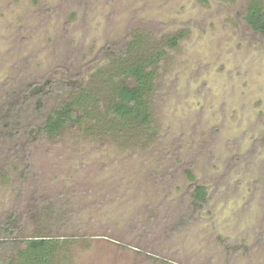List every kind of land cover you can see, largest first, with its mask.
Wrapping results in <instances>:
<instances>
[{"label":"rangeland","instance_id":"obj_1","mask_svg":"<svg viewBox=\"0 0 264 264\" xmlns=\"http://www.w3.org/2000/svg\"><path fill=\"white\" fill-rule=\"evenodd\" d=\"M250 4L0 0V230L14 213L24 237L63 236L54 264H264V36L245 21ZM151 33L184 38L154 67L158 138L124 147L108 114L124 55L103 50L137 34L146 44L128 56L151 59ZM72 79L105 115L94 110L32 147L26 132L13 137L4 114L27 88L58 83L44 108L24 102L39 127ZM192 185L208 191L200 212ZM47 199L55 214L41 218L36 204Z\"/></svg>","mask_w":264,"mask_h":264},{"label":"trees","instance_id":"obj_2","mask_svg":"<svg viewBox=\"0 0 264 264\" xmlns=\"http://www.w3.org/2000/svg\"><path fill=\"white\" fill-rule=\"evenodd\" d=\"M244 18L254 33L264 36V4L260 0H251ZM147 37L148 48L153 52L151 59H144L145 57L136 59L128 56L135 46L146 44L137 34L132 37L130 44L123 46L120 51H114L112 46L103 50V53L110 56L124 55V60L118 66L117 71L110 76V82H108V85H113L114 88V100L109 107L108 114L113 115L114 122L124 128V137L117 136L118 141L124 140V147L132 144L146 148L158 138L159 133L154 124L153 115V97L157 83V70L154 67L167 56L169 51L179 46L184 34L164 36L159 40L152 33ZM62 85L64 88L72 87L73 92L65 100L63 106L53 109L39 127L32 121H26L31 117L29 114L27 116L21 113L24 102L29 100L28 106L34 104L38 110L44 108L55 96L58 83L46 81L43 85H33L25 90L21 98L23 104L15 103L14 115L4 114L14 123L11 127L13 137L26 132V135L31 137L28 147H32L37 140L56 137L76 128L85 118L90 117L94 110L101 113L99 116L107 113L102 102L89 94L86 87H78L75 80L72 79ZM114 126L116 124H112V127ZM127 127L131 129L126 130ZM187 174L190 180H195L192 172L188 171ZM191 189L194 191L193 200L196 211L200 212L207 203V188L203 185H192ZM36 206L41 218L55 214L56 206L49 199L39 200ZM18 221L19 218L12 213L1 224L0 264H54L58 255V246L66 243L64 241L67 240L52 232L24 237Z\"/></svg>","mask_w":264,"mask_h":264}]
</instances>
